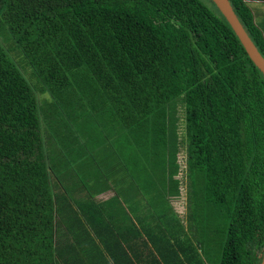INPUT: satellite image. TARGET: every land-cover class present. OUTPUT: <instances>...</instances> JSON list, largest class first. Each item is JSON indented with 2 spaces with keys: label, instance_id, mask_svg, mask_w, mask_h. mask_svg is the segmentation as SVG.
Masks as SVG:
<instances>
[{
  "label": "trees",
  "instance_id": "16d2710c",
  "mask_svg": "<svg viewBox=\"0 0 264 264\" xmlns=\"http://www.w3.org/2000/svg\"><path fill=\"white\" fill-rule=\"evenodd\" d=\"M160 156L214 207L192 229L225 234L219 264H260L264 76L211 0H0V264H100L60 182Z\"/></svg>",
  "mask_w": 264,
  "mask_h": 264
},
{
  "label": "crops",
  "instance_id": "0c3cea01",
  "mask_svg": "<svg viewBox=\"0 0 264 264\" xmlns=\"http://www.w3.org/2000/svg\"><path fill=\"white\" fill-rule=\"evenodd\" d=\"M244 1L254 15L255 24L263 31L264 35V0ZM114 164L118 165L117 159H115L114 163H110V165ZM116 165L113 168H108L107 171H110L111 175L122 176L121 179L119 178L120 181L118 185L120 186V190H123L124 187L129 185H125L123 182L130 177L128 172H123L119 169V166ZM124 176L126 177L124 178ZM108 177L109 176L105 175V173L93 175V183L89 184V188H97V192L94 195L88 192V188H86L85 185L89 178L85 181H83L84 179H79V184L76 189H68L67 187L70 186L69 183H66V188L61 186L64 190V194L73 200L71 205L75 212L78 213H74L70 216H78V218H80L79 220L84 222V226H88V228L79 227L77 230L73 231L75 235L72 237H77L80 243L92 242L93 239L98 249H100V264H159V262L160 264H178L181 258L177 259L176 252L173 251V248L180 254L182 259L184 256H187V260L190 264H210V261L200 259L196 256V253L192 249L178 248L176 245L178 243V237L175 242L172 239L170 242L167 237L155 236V233L152 232L155 226L151 228V224H149L146 218H137L135 221L136 227L133 228L128 218L126 217V219L124 217V209H121V207H124L121 203L122 196H119V194L116 193L118 190L112 187L111 179H117V177H110V181H108L107 184H105V182H100L101 180L108 179ZM176 180L183 181L178 178ZM66 181L69 182L70 179H66ZM60 191L61 189L57 190L58 193H60ZM86 191L88 193H85ZM181 192V197L170 196V200L173 204V208L182 212L183 216L187 219L188 209L185 207H177L182 206L185 202L183 186ZM82 193H84L85 196H83L84 194ZM80 194H82V197H78V199L75 198L76 195L78 196ZM180 208L183 209V211H181ZM120 209L121 212L118 213ZM85 213H87V215ZM71 221L72 220H68V223ZM161 230L167 232V230ZM70 241H74V238H70ZM78 251L83 258V250L78 248ZM193 253H195V255ZM165 256L167 261L164 263L163 259ZM74 263L75 260L73 257V264Z\"/></svg>",
  "mask_w": 264,
  "mask_h": 264
},
{
  "label": "rangeland",
  "instance_id": "374dc122",
  "mask_svg": "<svg viewBox=\"0 0 264 264\" xmlns=\"http://www.w3.org/2000/svg\"><path fill=\"white\" fill-rule=\"evenodd\" d=\"M46 109L49 114L50 111L48 110L47 105ZM40 114L42 119V110ZM179 117L180 114L179 116L177 115L178 121L180 120ZM160 159V162L163 164L162 167L156 169L157 171L155 172L152 171L151 175L149 176V170L151 167L150 162H145L143 158H136L137 162L144 161L143 164L146 167L138 166L136 164L133 165L130 169L132 175L128 173L130 178L126 179L123 182V184L129 185L124 187L123 190H120V186L118 185V182L120 181L122 176L111 175V172L107 171L108 168L115 167L116 164L110 165L111 162H115V159L112 158L108 160L107 158V160L100 162L99 164H101L102 172H100V170L96 171L94 169L97 168V165H95L93 168L83 166L90 174H92V176L88 177L89 179H87L85 183L86 188H88V192H90L91 195L96 194L97 188H89V184L93 183L94 174L100 173L101 175L105 173V175L109 176L108 179H100V182H105V184L110 181V177H117V179H111L112 187L118 190L115 191L117 194H119V196H122L121 203L124 207H121V209H124V217L128 218L133 228L136 227L135 221L137 218H146L149 224H151V228L155 226L152 230V232L155 233V236L167 237L170 242L171 239L175 242L176 238L178 237V245L179 242H181V245L179 246H181L182 248L192 249L196 253V256H198L200 259L210 261V264H219V261L221 259L220 250L222 248L223 242L225 241V234H218L217 232L216 235L211 238L210 234L207 235L206 233L200 231V229H192L195 224H197V218H200V215L202 216L201 210L205 213L207 208L214 207H194L195 201L193 199L192 189L189 187L190 178L187 177V183L186 181H184L186 174L185 172L187 169L186 165L184 164V168H186L184 169V171L180 170L178 172L174 169L170 171L169 168L171 164L169 163L171 162L163 159L161 156ZM73 169L76 170V167L74 166ZM165 169L168 170L170 174L164 173ZM125 177L126 176H124V178ZM177 178L183 180V184L181 183V181L175 180ZM66 183L70 184V186L67 187L68 189H76L79 184V178L73 177L69 182L66 180H64V182H60L61 185H66ZM96 186L100 187L98 185ZM182 186L184 187L185 202L182 206L177 207H185L186 209H188L187 219L183 216L182 212L173 208V204L170 200V196H182ZM88 192L86 191L85 193ZM82 194L78 196L76 195L75 198L78 199V197H82ZM83 196H85V194ZM121 209L118 210V213L121 212ZM180 210L183 211V209L181 208ZM218 216L209 217L212 224H214L215 219ZM219 217L222 218L221 216ZM223 223L224 221L222 218V224ZM159 227L161 229L167 230V232L162 231ZM84 228H88V226L85 225ZM186 259L187 257L184 256L183 260L185 264H190V262Z\"/></svg>",
  "mask_w": 264,
  "mask_h": 264
},
{
  "label": "water",
  "instance_id": "95a60500",
  "mask_svg": "<svg viewBox=\"0 0 264 264\" xmlns=\"http://www.w3.org/2000/svg\"><path fill=\"white\" fill-rule=\"evenodd\" d=\"M211 1L215 4L223 17L227 20L228 24L231 26L240 43L243 45L245 51L247 52L248 57L264 76V56L261 54L260 50L253 42L245 27L241 23L239 17L234 11L230 0ZM260 264H264V250Z\"/></svg>",
  "mask_w": 264,
  "mask_h": 264
}]
</instances>
